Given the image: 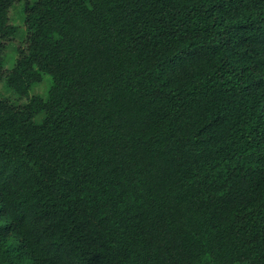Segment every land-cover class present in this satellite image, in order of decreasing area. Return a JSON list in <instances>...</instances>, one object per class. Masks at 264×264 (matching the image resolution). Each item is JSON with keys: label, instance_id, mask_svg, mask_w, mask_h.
<instances>
[{"label": "trees", "instance_id": "1", "mask_svg": "<svg viewBox=\"0 0 264 264\" xmlns=\"http://www.w3.org/2000/svg\"><path fill=\"white\" fill-rule=\"evenodd\" d=\"M15 2L0 264H264V0Z\"/></svg>", "mask_w": 264, "mask_h": 264}, {"label": "rangeland", "instance_id": "2", "mask_svg": "<svg viewBox=\"0 0 264 264\" xmlns=\"http://www.w3.org/2000/svg\"><path fill=\"white\" fill-rule=\"evenodd\" d=\"M34 0H16L13 7L10 9L9 17L10 23L17 26V34L13 39L6 42L3 51V60L5 70H10L16 63L17 58L19 57V52L27 48V37L28 31L25 26V16L23 8L26 2ZM51 84V79L48 75L44 76L43 82L36 85L30 92V96L40 95L45 97L48 91V88ZM0 98L7 99L9 102L14 105H23L28 102L26 98L18 97L6 84L5 80L0 81ZM40 118V117H38ZM37 118V120H38Z\"/></svg>", "mask_w": 264, "mask_h": 264}]
</instances>
